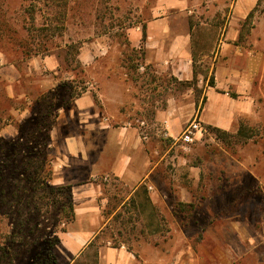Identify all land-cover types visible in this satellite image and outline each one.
<instances>
[{
    "label": "rangeland",
    "instance_id": "obj_1",
    "mask_svg": "<svg viewBox=\"0 0 264 264\" xmlns=\"http://www.w3.org/2000/svg\"><path fill=\"white\" fill-rule=\"evenodd\" d=\"M188 1V7L197 11L199 18H211L218 30L223 28L233 2ZM52 2L0 0V27L5 29L0 32V53L18 65L35 57H51L59 64L58 71L38 70L16 85L17 94L31 93L32 115L25 121H21L22 113L18 111L27 107L29 100L10 99L6 89L0 96V165L3 168L0 167V264H46L38 258L45 253L46 238L52 231L56 232L53 236L60 237L62 230L70 229L75 221L61 217V205L67 202L65 197L51 196L38 181L29 185L28 175H12L17 167L36 173L42 158L32 160L20 153L16 158L12 156V160V148L3 141L14 143L22 133H30L38 140L47 127H35L33 119L40 124L52 121L60 107L69 105L71 94L88 91L101 108L108 98L107 105H112L109 108L118 112L117 116L129 117L131 122L143 119L150 125L148 142L159 152L155 154L157 167L152 176L157 206L162 213L159 235L152 241L145 228L152 218L144 220L136 212L134 199L126 200L130 188L112 177L102 181L103 196L110 199L103 210L104 222L110 219L112 211L119 207L121 210L90 244L79 264H95V252L106 245L124 244L137 255L143 251L142 245H152L151 242L160 251L159 264H180L177 263L180 251L187 250L188 244L194 246L201 242L211 221L215 222L219 216L233 218L240 214L262 221L264 121L243 124L250 132L248 138L203 131L197 135L190 151L184 150L181 144L172 146L152 131V111L165 109L167 97L186 87L166 73H154V68L145 62L143 44L137 40L136 29L140 27L144 31L159 0ZM256 17L260 34L264 29V0L259 2ZM8 35L25 41V47L7 44ZM203 49V45H195L197 55ZM196 67V72L205 73L200 64ZM47 81L54 90H47ZM137 105L145 109L144 115L136 110ZM46 172L47 165L41 174ZM184 188L192 193V202L179 199L178 192ZM258 222L256 229L261 236L264 229ZM7 233L15 238L14 244L11 239L6 242ZM260 241L257 256L264 260V238ZM4 247L10 250L4 253L1 250ZM56 248L57 245L53 249L55 255Z\"/></svg>",
    "mask_w": 264,
    "mask_h": 264
},
{
    "label": "crops",
    "instance_id": "obj_2",
    "mask_svg": "<svg viewBox=\"0 0 264 264\" xmlns=\"http://www.w3.org/2000/svg\"><path fill=\"white\" fill-rule=\"evenodd\" d=\"M260 1L233 0L223 28L218 30L211 18H199L188 7V0H159L153 18L146 22L145 34L140 27L136 29L145 62L156 74L166 73L179 83L193 85L170 94L165 109L152 111V128L167 124L168 133L178 136L197 118L205 131L216 128L237 134L242 124L264 121V29L258 34L256 26ZM195 45L204 47L198 55ZM198 64L205 73L196 72ZM21 65L0 53V96L6 89L10 99L29 100L18 111L25 121L32 115L31 93L17 94L16 85L35 71H58L59 64L51 57H35ZM47 82V90H54ZM107 103L105 98L101 108L88 91L59 108L50 130L49 148L55 158L51 184L72 186L76 213L71 228L60 235L55 251L59 264H75L81 259L121 210L112 211L104 222L103 210L110 199L103 196L102 181L111 177L130 188L126 200L134 199L137 214L144 220L152 218L145 225L152 241L159 235L162 210L157 206L152 176L159 152L143 138L137 125H129V117L117 116ZM139 107L136 110L144 115L145 109ZM178 195L181 201H193L187 188ZM257 222L240 214L219 216L211 221L201 242L180 251L177 263L264 264L257 256L264 238V231L258 236ZM258 223L264 229V217ZM151 243L142 245L143 251L137 255L124 244L106 245L99 251V264H159L160 251Z\"/></svg>",
    "mask_w": 264,
    "mask_h": 264
},
{
    "label": "trees",
    "instance_id": "obj_3",
    "mask_svg": "<svg viewBox=\"0 0 264 264\" xmlns=\"http://www.w3.org/2000/svg\"><path fill=\"white\" fill-rule=\"evenodd\" d=\"M52 3H55L57 0H48ZM5 29H1L0 27V32L4 31ZM145 34V31H144ZM0 36L2 37V33H0ZM6 43L7 44H11L12 47L13 46H17L20 47V45H23L25 47V41L18 39L17 37L13 36V35H8L6 38ZM25 56L28 57L29 56V52L25 53ZM197 75V74H196ZM196 81V78L195 80ZM183 86H192L193 83L189 84V83H180ZM210 84H213V82L211 81ZM82 93H78V94H71L70 98L71 100L76 99L78 97H80ZM52 106V105H51ZM32 122H35V127L38 128H45L47 127L46 133L44 135H41L38 140L37 138L33 137L32 135H30V133H26V134H21L20 137L14 142V143H7L5 141H3L4 145H10L11 146V153L10 156L12 158V156H15V158L17 156H19L20 153H25L29 159H39L42 158V162H41V167L37 169V172L35 173V171H31V169H24V170H20L18 167L16 170H14V172H12V175L15 176H27L26 177V182L30 184H35L38 181L39 185H42V187L45 189V192L50 194L51 196H61V197H65L67 202L66 204H62L61 205V217L65 220V221H74L76 218V213H75V207H74V201H73V196H72V186H60V187H56L53 186L51 184L53 177H54V168H53V162H54V155L52 154L51 149L49 148V143H50V130L53 127V124L55 122V118L48 122V123H39V121L37 119H33ZM208 130L213 131L217 134H223V135H227V132L221 131L219 129L216 128H209ZM247 131V128L242 124L240 126V129L237 133L238 136H240L241 138H248V136L250 135V132ZM38 137V136H37ZM24 142V143H22ZM168 142V141H167ZM39 148H42V150H40ZM30 161V160H29ZM45 165H47V172L44 174H41V172H43ZM0 167L2 168V166L0 165ZM4 167V165H3ZM3 169V168H2ZM19 173V174H18ZM37 174V175H36ZM14 177V176H13ZM15 178V177H14ZM38 178V180H37ZM0 181H2L0 179ZM14 186H17V184L15 182L11 183ZM47 196V194H46ZM29 199V198H28ZM24 225V224H23ZM66 232V230H62V233ZM54 234H56L55 231L51 232V235L49 237L46 238V243L47 246L45 248V253H43V255L39 254L38 258H42L44 263L46 264H59L58 259L56 258V255L54 253V247L56 245H58L60 243V237L59 236H53ZM13 235V234H12ZM13 236H16L15 234ZM11 239V244H14V239H12V236L7 233L6 235V242H8V240ZM1 247V246H0ZM91 247V245L89 246ZM2 248V247H1ZM4 253L8 252L10 250L9 247H4V249H1ZM94 261L95 264H98L99 261V251H96L94 254ZM79 261H77L75 264H79Z\"/></svg>",
    "mask_w": 264,
    "mask_h": 264
},
{
    "label": "built area",
    "instance_id": "obj_4",
    "mask_svg": "<svg viewBox=\"0 0 264 264\" xmlns=\"http://www.w3.org/2000/svg\"><path fill=\"white\" fill-rule=\"evenodd\" d=\"M133 124L137 125L140 128L143 138L145 140H149L148 131L151 130V128L149 127L147 122L143 119H137L135 122L133 121L129 125ZM152 131L155 135L162 137V139L166 142L168 141L169 143H171L172 146L181 144L184 150L190 151L192 145L197 140V135L205 131V129L201 125L199 119L195 118L185 125L183 132L178 136H171L168 133L167 124L153 128Z\"/></svg>",
    "mask_w": 264,
    "mask_h": 264
}]
</instances>
